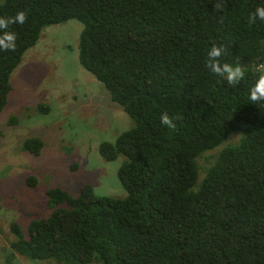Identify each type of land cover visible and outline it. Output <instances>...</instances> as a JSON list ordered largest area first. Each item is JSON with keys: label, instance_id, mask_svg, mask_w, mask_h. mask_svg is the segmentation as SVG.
Listing matches in <instances>:
<instances>
[{"label": "trees", "instance_id": "obj_1", "mask_svg": "<svg viewBox=\"0 0 264 264\" xmlns=\"http://www.w3.org/2000/svg\"><path fill=\"white\" fill-rule=\"evenodd\" d=\"M216 2L227 7L216 11ZM257 6L264 0L0 2V17L27 13L8 28L15 51L0 50V111L43 28L76 18L85 23L81 64L134 121L101 145L108 160L125 156L119 175L128 197L97 195L90 184L77 195L53 186L50 216L26 230L13 223L16 252L69 264H264V102L249 99L264 72V21L249 23ZM213 45L226 49L221 63L243 67L238 85L205 66ZM164 113L175 129L161 124ZM22 141L40 154L41 139ZM216 148L213 160L205 156Z\"/></svg>", "mask_w": 264, "mask_h": 264}, {"label": "rangeland", "instance_id": "obj_2", "mask_svg": "<svg viewBox=\"0 0 264 264\" xmlns=\"http://www.w3.org/2000/svg\"><path fill=\"white\" fill-rule=\"evenodd\" d=\"M84 27L76 18L44 27L11 74L9 101L0 111V264H69L24 257L11 244L13 223L26 230L33 218L53 212L49 188L77 195L90 184L97 195L128 197L119 175L125 156L108 160L101 145L116 141L134 121L81 64ZM25 137L42 140L39 155L23 150ZM220 149L205 156L213 160ZM200 163L203 175L208 163ZM30 177L36 184L28 183Z\"/></svg>", "mask_w": 264, "mask_h": 264}, {"label": "clouds", "instance_id": "obj_3", "mask_svg": "<svg viewBox=\"0 0 264 264\" xmlns=\"http://www.w3.org/2000/svg\"><path fill=\"white\" fill-rule=\"evenodd\" d=\"M226 4L220 2L215 3V10L220 11L221 8H226ZM264 21V6H257L255 11L249 16V23L254 24L256 20ZM27 20L26 11H19L13 17H0V50L15 51L17 36L14 32L8 31L10 24H24ZM226 54V49L222 46L213 45L207 52L206 67L208 70L226 80L230 86L238 85L244 78L245 72L243 67L237 63L235 66L224 62L221 63L220 58ZM249 99L252 104L264 102V72H262L251 88ZM178 118V117H177ZM162 125L169 129H175L176 124L174 119L167 113L160 117Z\"/></svg>", "mask_w": 264, "mask_h": 264}]
</instances>
